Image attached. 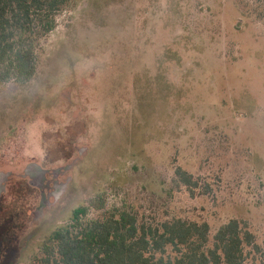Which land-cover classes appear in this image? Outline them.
Wrapping results in <instances>:
<instances>
[{
  "label": "rangeland",
  "instance_id": "rangeland-1",
  "mask_svg": "<svg viewBox=\"0 0 264 264\" xmlns=\"http://www.w3.org/2000/svg\"><path fill=\"white\" fill-rule=\"evenodd\" d=\"M99 195L213 234L238 219L264 247V0H76L33 78L0 83V264Z\"/></svg>",
  "mask_w": 264,
  "mask_h": 264
},
{
  "label": "trees",
  "instance_id": "trees-1",
  "mask_svg": "<svg viewBox=\"0 0 264 264\" xmlns=\"http://www.w3.org/2000/svg\"><path fill=\"white\" fill-rule=\"evenodd\" d=\"M75 6L76 0H0V83L33 78L44 40ZM174 182L193 198L212 190L182 167ZM258 259L264 264V247L238 219L213 234L207 221L183 216L141 221L132 205L109 206L99 195L49 236L33 264H257Z\"/></svg>",
  "mask_w": 264,
  "mask_h": 264
}]
</instances>
